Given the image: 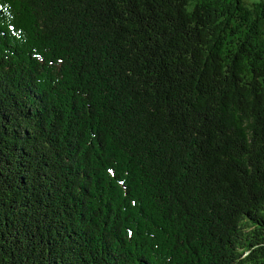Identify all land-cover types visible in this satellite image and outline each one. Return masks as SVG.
<instances>
[{"label":"trees","instance_id":"1","mask_svg":"<svg viewBox=\"0 0 264 264\" xmlns=\"http://www.w3.org/2000/svg\"><path fill=\"white\" fill-rule=\"evenodd\" d=\"M0 264H264V0H0Z\"/></svg>","mask_w":264,"mask_h":264},{"label":"rangeland","instance_id":"2","mask_svg":"<svg viewBox=\"0 0 264 264\" xmlns=\"http://www.w3.org/2000/svg\"><path fill=\"white\" fill-rule=\"evenodd\" d=\"M246 1H247L248 4H250V3H253V2L259 1V0H246ZM167 228H169V227H167Z\"/></svg>","mask_w":264,"mask_h":264}]
</instances>
